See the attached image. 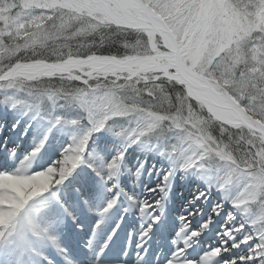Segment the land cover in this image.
<instances>
[{
  "label": "snow or ice",
  "instance_id": "6c2138e0",
  "mask_svg": "<svg viewBox=\"0 0 264 264\" xmlns=\"http://www.w3.org/2000/svg\"><path fill=\"white\" fill-rule=\"evenodd\" d=\"M6 9L11 11L0 17L3 49L19 43L20 25L25 26L24 31L28 26L44 25L47 29L51 25L56 32L62 31L65 23L75 21V26L63 45L69 50L55 58L25 57L23 50L0 56V89L27 93L53 107L61 100L76 104L86 113L87 126L43 170L29 172L23 163L15 170H0V175L51 176L46 190L0 223V264H36L37 242L65 253L51 224L43 223L42 218L59 207L76 223L57 193L82 163L92 135L103 130L126 146L171 136L172 142L162 153L174 158L184 152L179 167L205 174L202 178L208 191L200 192L195 200L207 202L212 190L221 194L199 230L189 232L190 222L183 219L180 234L185 246L208 229L224 211L225 203L234 209L221 226L218 245L210 246L196 260L187 259L185 247H179L167 264H264V0H75L71 10L53 0H36L31 5L25 0H0V12ZM92 28L98 30L99 39L85 53L72 51L67 39ZM40 62L53 66L46 71L60 66L70 70L44 77L47 87H41L36 79L9 75L28 71L21 66ZM64 80L71 82H58ZM8 99L14 108L23 103L15 96ZM119 101L132 107H119ZM218 115L246 122L233 127L217 119ZM113 118H126L127 126L114 125ZM48 119L53 125L71 127L85 122V118L52 114ZM47 140V135L41 138L25 159L36 158ZM124 155V151L117 152L103 163V172L93 171L102 181L110 182ZM171 175L166 173L158 188L162 190ZM115 187L113 184L109 190ZM117 200H108L99 215L108 213ZM147 207L143 205L142 211ZM235 213L241 214L239 222ZM158 219L154 217V221ZM150 230L151 226L141 234L138 247ZM114 234L96 248L90 264H103Z\"/></svg>",
  "mask_w": 264,
  "mask_h": 264
},
{
  "label": "bare ground",
  "instance_id": "6f19581e",
  "mask_svg": "<svg viewBox=\"0 0 264 264\" xmlns=\"http://www.w3.org/2000/svg\"><path fill=\"white\" fill-rule=\"evenodd\" d=\"M21 67L27 68L28 71H13L9 73L10 76L16 77L20 74H25L29 72L33 74L49 73L53 76L57 75V73H67L70 70L69 67L60 66L56 67L54 71H46L45 69L53 66L49 64L44 65L40 63ZM71 67H76V64H72ZM198 99L200 98L198 97ZM11 108L14 107L9 106L8 109H1V111L3 112L2 115L0 114V117H2L0 118V170H15L19 168L22 163L27 166L29 172H31L32 170H43V167H46L52 160L57 158L61 154L62 150L67 145L72 143V141L70 142L68 140H63L62 138L59 139L57 142H52L51 138L53 137L57 125H51L48 131V126L44 123H39L40 121L37 118L11 115L9 113L10 111L7 113V111ZM38 112L40 113V111ZM241 115H243V113H241ZM5 118L7 119L6 124L9 127L10 125L15 126V128L9 132L7 131L8 126L2 127L1 125V123L4 122L3 120H5ZM216 118L224 120L225 123L234 126L246 122L243 119H229L227 115H218ZM32 127H34L33 130H31ZM45 133L48 136V140L45 144V147L41 151V154L42 156L45 155L46 158L43 161H37L36 159L27 161L25 158L33 152V150L37 147L40 139L43 138V135ZM98 134V132L94 133L86 145V151L89 153V155H86V152L82 155V163L77 166L75 171L68 177V179L64 182V185H62L61 187L62 190L59 193V198L67 205L70 211H73L76 207L85 208L86 205H89L90 210H95L96 208L100 213V211L106 206L107 201L114 198L116 192L120 196L125 197L128 191L134 196L131 195V199L125 197L124 200H126V203L127 201H129V203L134 208L136 216L138 217V219H135L134 216L130 217V215L128 214L126 217L128 221H130V223L134 225L133 221L129 219L132 218L134 221L137 220L143 222L144 224H151V222H154L155 214L159 211V209H154L155 212L151 214L150 212L148 213L147 208L146 210L142 211V206L154 200L158 201L160 197L159 194L161 193V189L158 188V186L162 185L164 175L168 172H171L172 175L168 180L167 184L163 185L162 190H169L170 180L176 174L178 179L174 182L175 184L171 188V190L173 191V198L171 200V206L173 208V211H178L183 208L182 212L188 215V218L191 222L188 231L190 230V228H198L199 225L202 226L207 221L213 203L221 199V194L216 192L215 190L210 191L209 195L211 199L207 201V204H204L205 202L195 200V197L200 192L208 191V183L204 178H202L205 176L204 173L196 169L182 170L179 167L180 162L185 159L186 154L184 152L177 153L174 158L155 157V155L151 152H148V150L145 153H138L136 157H133L134 160L131 158L130 160L121 163L122 167H120V171H118L117 175L118 178H120L119 172L122 173V178L120 182H118V185L116 184V187L110 191L109 189L112 187L111 181L107 183L105 181H102L95 174V171H93V169H96L101 172L104 171L103 166L101 167V165H99L98 163V159L101 156L100 153L105 154L106 161H109L120 150H123L124 152H129L130 150L132 151L133 148L137 147L136 145L138 143L133 144L131 146H126L125 144H122L121 146L117 145L112 152H109L107 148H101V146L97 143L96 139ZM39 156L40 153L37 154L36 158H39ZM7 157L13 160L15 159L14 157H20L23 159H21L18 165L9 167V165L4 164V161L5 159H7ZM33 160L36 161V163L32 162ZM6 162L12 164V162L9 160H7ZM155 162L157 164L160 163V165L162 166V168L158 171H156V169H153L152 167L151 169H149L151 164H155ZM88 175L89 178L86 177ZM208 179H211V176H208ZM50 181L51 176L47 174L0 175V223L13 216L32 197L46 190ZM72 185L73 187H71ZM78 193L80 194L79 199H81L82 202H79L77 199ZM95 194L100 195V197H94L95 199H92V195L95 196ZM85 201L88 202L85 203ZM115 206H117V203ZM153 206H156V204H154ZM118 208H120L119 205ZM5 209H7V211H5ZM58 210H60L59 207ZM58 210L56 209L54 213L42 218V222L46 224H51V226H53L52 232L58 238L60 246L63 247L62 243H60V240L61 237L67 233V226L72 230H75V228L74 225H72L71 223L72 221L68 219V217L63 213V211L61 210V213L59 214ZM229 211H234V209H232L228 203H225L224 211L219 216L215 217L214 221L209 225L208 229L206 230L208 232L206 234L204 232L200 236L194 237L188 246L192 245L195 246L197 249H200L199 244H202L205 239H209L211 236H213L215 230L221 231V226L224 224L225 218ZM171 212L167 213V227H170V229L172 230L173 227L176 228L177 226L180 233V227L182 226L183 219H185V215L179 217L180 219H178L177 221L173 218H170L169 220V217H171ZM235 215L237 222H239L241 220V214L235 213ZM100 216L101 215L99 214L97 215V217ZM121 223L123 222L119 220L120 227ZM78 228L85 229L84 225ZM145 229L146 228L141 227V234L145 231ZM62 230H64V232H62ZM76 231L77 232H75L74 234H71L74 239L75 237L81 235L79 230ZM115 231L116 230L114 229L110 233H115ZM150 231H153L154 234L157 233L156 229L154 228L153 230L151 228ZM150 231L148 234H150ZM157 231L159 233H165L162 227L160 229L157 228ZM140 236L138 237L140 238ZM150 237L151 236H149L148 238L150 239ZM129 241L130 240H127L126 243L128 244ZM164 241L165 238L163 237L162 244H164ZM177 241H179V239ZM139 242L140 240H138V243ZM131 244L132 240L130 245ZM139 244H141V242ZM97 246L98 244L96 245V243H93L92 246H88V248L95 252ZM188 246H185L184 238L182 241H179L178 245H169L168 242V248L172 250L175 249L176 251V249L179 247H185V256H187L188 259H198L193 254L189 253V251H191V248H188ZM47 247H50L54 252L57 253L58 258L63 264H67V260H71L68 258L67 254H64L62 256L56 251L55 248L51 247L50 245L37 242L36 249L39 253V256H43L44 258L46 257V253H48V250L44 248ZM168 248L162 247V251H156V253H159V256L162 255V252L166 254ZM203 250L205 251L207 249L203 247ZM113 256H118V253H114ZM65 257H67V260L65 259ZM36 258L38 259V256H36ZM126 259H129V257ZM102 260L104 261V259ZM129 260L127 261L129 262ZM165 263L166 262H164V264ZM134 264L163 263H154L153 261L144 262L139 258L136 260V263L134 262Z\"/></svg>",
  "mask_w": 264,
  "mask_h": 264
},
{
  "label": "rangeland",
  "instance_id": "374dc122",
  "mask_svg": "<svg viewBox=\"0 0 264 264\" xmlns=\"http://www.w3.org/2000/svg\"><path fill=\"white\" fill-rule=\"evenodd\" d=\"M53 2L57 4H62L65 8H68L71 10L73 4L75 3V0H53ZM25 3H27L28 5H31V4L36 3V0H25ZM10 11H11L10 9H6L5 11L0 12V17H6L7 13H9ZM74 26H75V21H73V23H65L63 30L60 32H56V29L53 28L51 25H49L47 29L45 28L44 25H40L39 27L28 26L27 31L23 30L25 27L24 25H20L18 26L20 31L17 34V40L19 41V43L18 44L14 43L11 49L0 48V56H3L5 52H7L9 56L15 55L17 51L23 50L25 57L41 56L44 58H49V57L55 58L56 56L62 53V52L59 53V51L64 48L63 45L65 43V38L69 37V34L73 31ZM94 29L95 28H92L91 31H93ZM80 35H83V34L77 33V35H71L70 38L67 39V42L77 40V38ZM57 42H61V44L57 46L56 51L53 52L52 47H54ZM65 50L68 51L69 49L66 48ZM56 53L58 54L56 55ZM61 74L63 73H57L56 76H60ZM50 76L52 75L49 73H46V74L45 73H35V74L31 73V75H29L28 73H25V74H20L14 78H23L27 80L36 79V80L41 81V84H40L41 87H47V84L46 82L43 81V78L50 77ZM58 82H64V83L70 84L71 81L64 80V81H58ZM11 96H15L16 98L23 101L22 104L16 106L19 112L21 113H24L25 111L30 112L29 115L32 118H38L40 123H44L45 125L48 126V128L51 127V125H53L49 122V119H48L50 114L62 116L68 119L85 118L84 125H81L79 127H71V126H67L63 124L57 125L56 128L58 131V135H60V137H61V134L65 135L66 138L69 139L70 142L73 139H78L85 131V127L87 126L86 113H84L79 108V106L76 104H68L66 101L61 100V101H58L55 107H53L51 102L47 100L40 101L34 96L29 95L27 93H13L11 90L0 89V110L1 109L4 110L5 108L8 109L9 106H11V102L8 99V97H11ZM118 106L119 107H129V108L132 107L130 105H127L124 101H119ZM38 110L41 111L40 115H37ZM111 123H113L114 125L127 126L128 121L126 118H113V121H111ZM4 124L5 122L1 123L2 126ZM209 127H211L210 123H209ZM8 130L10 129L8 128ZM99 134H101L102 136L104 135L106 136V139H105L106 143H108L111 146V148H115L117 145L121 146L122 144H124V142L121 139L113 136L110 132L106 130L99 131ZM150 140L151 141H149L148 143V148H149L148 150L150 152H154V154L157 155V157L159 158L168 157L166 154L162 153V149L172 142L173 138L171 136H169L167 140H162V141H158L155 138H151ZM103 146L101 147L103 148ZM146 146H147L146 143L138 144V147L141 148V150L144 149V147ZM86 155H89V153ZM131 155L132 154H128L127 158L133 157ZM100 163L101 165H103V163L105 162L100 160ZM151 166H154L155 168L154 163L151 164ZM156 171H158V166H157Z\"/></svg>",
  "mask_w": 264,
  "mask_h": 264
},
{
  "label": "trees",
  "instance_id": "16d2710c",
  "mask_svg": "<svg viewBox=\"0 0 264 264\" xmlns=\"http://www.w3.org/2000/svg\"><path fill=\"white\" fill-rule=\"evenodd\" d=\"M99 39V33L97 29H94L93 31H88L86 34L80 35L77 40L74 41H70L68 43L71 44V50L74 52H80V53H85L89 47H91V45ZM61 44V42H57L56 45L54 46L55 48L57 46H59ZM53 48V47H52ZM66 48H63L59 51L63 52L66 51ZM58 53H56L57 55ZM55 55V56H56ZM54 58V57H53ZM211 127L213 126L211 122H209ZM222 131H226V130H222Z\"/></svg>",
  "mask_w": 264,
  "mask_h": 264
}]
</instances>
